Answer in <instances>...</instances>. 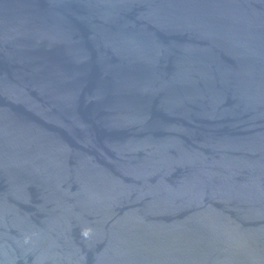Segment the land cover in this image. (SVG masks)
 <instances>
[{
  "label": "water",
  "instance_id": "95a60500",
  "mask_svg": "<svg viewBox=\"0 0 264 264\" xmlns=\"http://www.w3.org/2000/svg\"><path fill=\"white\" fill-rule=\"evenodd\" d=\"M0 264H264V0H0Z\"/></svg>",
  "mask_w": 264,
  "mask_h": 264
}]
</instances>
